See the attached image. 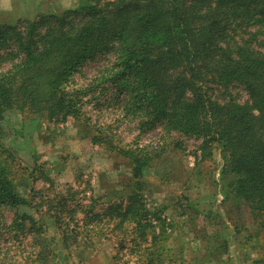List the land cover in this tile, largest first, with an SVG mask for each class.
<instances>
[{
	"label": "trees",
	"instance_id": "trees-1",
	"mask_svg": "<svg viewBox=\"0 0 264 264\" xmlns=\"http://www.w3.org/2000/svg\"><path fill=\"white\" fill-rule=\"evenodd\" d=\"M66 13L83 18L71 22L50 13L24 24L0 23V68L10 63L0 71V121L12 108L51 119L76 117L80 108L67 90L74 72L111 51L114 71L108 78L125 96L123 117L137 119L142 130L159 127L161 139L181 134L202 139L205 149L219 144L231 190L264 225V53L252 45L256 32L244 37L247 27L264 18V0H80ZM209 82L223 87L224 100L208 94ZM231 85H240L248 99L239 101ZM106 136L99 132L95 140L126 155L140 180L151 159L147 149L126 148ZM5 171L0 167V205L20 209L29 200ZM70 205L64 216L118 242L131 262L157 264L161 258L142 250L151 223L141 192L101 212L86 211L81 219ZM0 224L13 232L5 239L11 246L0 244V264L48 261L46 225L34 215L18 211L9 224ZM259 236L244 237L240 245Z\"/></svg>",
	"mask_w": 264,
	"mask_h": 264
},
{
	"label": "rangeland",
	"instance_id": "rangeland-1",
	"mask_svg": "<svg viewBox=\"0 0 264 264\" xmlns=\"http://www.w3.org/2000/svg\"><path fill=\"white\" fill-rule=\"evenodd\" d=\"M32 1L38 6L44 2L43 12L37 14L34 8L29 14L0 12V23L24 24L50 13L68 16L71 22L83 18L78 13L66 15L80 0ZM255 32L252 45L264 53V18L247 27L244 37ZM113 59L105 50L74 72L67 90L80 108L76 117L51 119L33 111H3L0 167L14 178L29 203L20 209L0 205V221L9 224L16 212L25 211L46 225L45 264H136L118 242L101 232H88L83 223L64 215L68 204L81 219L86 211L101 212L139 191L151 223L142 250L152 258L154 252L159 254L157 264H243L254 255L255 264H264V225L254 221L249 204L237 200L231 190L220 145L213 142L205 149L202 139L181 134L161 139L159 127L142 130L137 119H125L120 108L125 96L108 78L114 71ZM9 64H2L0 71ZM209 83L208 94L224 100L223 87ZM229 90L241 102L248 99L240 85ZM103 131L126 148L147 149L151 159L140 180L126 155L95 140ZM7 229L0 224V244L9 247L12 242L5 239L13 232ZM255 234L260 236L252 240L253 247L243 249L241 240Z\"/></svg>",
	"mask_w": 264,
	"mask_h": 264
},
{
	"label": "crops",
	"instance_id": "crops-1",
	"mask_svg": "<svg viewBox=\"0 0 264 264\" xmlns=\"http://www.w3.org/2000/svg\"><path fill=\"white\" fill-rule=\"evenodd\" d=\"M33 8L35 10V13L37 14L38 12L39 13L43 12L44 2L40 6H38V2L36 4L32 0H0V12H7L9 14H12V13H28L29 14V12H31ZM248 247H253V246L252 245L242 246L243 249L248 248ZM254 256L252 257L250 262H246L242 260V263L243 264H255ZM234 263L236 264L237 262H234Z\"/></svg>",
	"mask_w": 264,
	"mask_h": 264
}]
</instances>
